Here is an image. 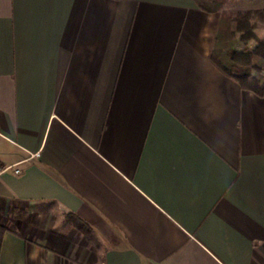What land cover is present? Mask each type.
<instances>
[{
    "label": "crops",
    "instance_id": "1",
    "mask_svg": "<svg viewBox=\"0 0 264 264\" xmlns=\"http://www.w3.org/2000/svg\"><path fill=\"white\" fill-rule=\"evenodd\" d=\"M217 23L0 0V264H264V96L210 60Z\"/></svg>",
    "mask_w": 264,
    "mask_h": 264
},
{
    "label": "trees",
    "instance_id": "2",
    "mask_svg": "<svg viewBox=\"0 0 264 264\" xmlns=\"http://www.w3.org/2000/svg\"><path fill=\"white\" fill-rule=\"evenodd\" d=\"M197 4L206 9L211 10L214 12H218L216 8L206 7L198 0H195ZM258 17H264V9H251V10H244V11H237L234 14H227L223 12H218V23L216 33L213 39V45L210 52V60L224 73L225 75L232 77L236 80L243 89L250 90L254 92L258 96H264V79H258L255 76L250 75V68L245 67V65H241L236 59L240 58V54L242 51H234L233 53L236 54L233 60L229 61V66L225 67L222 63H225L229 58L228 55H220L218 52L220 50V46L223 42V38H227V43L230 41L231 32H230V25L234 24L235 30L240 32L244 39L247 38H256L253 33V24L251 21ZM256 46L253 49H246L252 57L256 59H260L261 62H264V39L256 38ZM258 66L252 67L255 70H258ZM66 217L73 223V225L80 229L84 234L91 230V228L79 217L75 215L67 214ZM6 228L0 226V245L2 240L3 232Z\"/></svg>",
    "mask_w": 264,
    "mask_h": 264
},
{
    "label": "rangeland",
    "instance_id": "3",
    "mask_svg": "<svg viewBox=\"0 0 264 264\" xmlns=\"http://www.w3.org/2000/svg\"><path fill=\"white\" fill-rule=\"evenodd\" d=\"M198 2H201L206 7L216 8L218 9V12L227 14H234L237 11L251 9H264V5H262V2L259 0H198ZM251 23L253 24L252 30L255 37L258 39H264V17L256 16ZM229 28L231 32L230 41L227 43V38L224 37L218 52L220 55L226 54L229 56V59L225 61V63H222V65L228 67V62L233 60L236 56L233 52L242 51L240 58H235L234 60H237L241 63V65H245V67H251L250 75L255 76L258 79H264V62H261L260 59L252 57V55L246 51V49H253L256 46V38L244 39L242 34L235 30L234 24H231ZM256 65H260L258 66V70L252 68L256 67ZM86 237L88 241H90V244L100 246L98 238L94 235V233L89 231Z\"/></svg>",
    "mask_w": 264,
    "mask_h": 264
},
{
    "label": "built area",
    "instance_id": "4",
    "mask_svg": "<svg viewBox=\"0 0 264 264\" xmlns=\"http://www.w3.org/2000/svg\"><path fill=\"white\" fill-rule=\"evenodd\" d=\"M11 167H12V165H9V166H7L5 169H7V168H11ZM19 171H20V170L17 169V168L14 169V172H15V173H19Z\"/></svg>",
    "mask_w": 264,
    "mask_h": 264
}]
</instances>
